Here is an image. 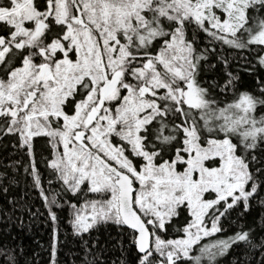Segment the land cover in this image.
Segmentation results:
<instances>
[{
  "label": "trees",
  "instance_id": "1",
  "mask_svg": "<svg viewBox=\"0 0 264 264\" xmlns=\"http://www.w3.org/2000/svg\"><path fill=\"white\" fill-rule=\"evenodd\" d=\"M15 1L0 0V11L15 10ZM49 1L53 0H32L33 9L42 10ZM94 1L97 11L103 8ZM108 1L105 0L108 8H119L126 2L113 0L110 5ZM74 2L67 3L71 14ZM136 12L138 21L135 15L131 20L128 16L123 20L129 25L126 32L115 30L118 21L114 11H109L108 25L99 18L100 27L111 28L117 34L118 41L112 52V44H104L103 49L113 57L116 53H124L121 70L125 82L132 88L142 84L143 79L140 81L135 73L136 69H142L162 77L172 89L174 85L183 88L170 68L183 71V66L172 57L177 55V49L181 53L187 49L183 61L189 80L196 88L193 106L177 101L163 89L154 90L152 100L157 112L154 111L150 120L136 132L137 143L152 163L154 176H161L162 166L176 173L182 171L188 160L185 130L190 129L198 144H204L208 138L229 139L234 155L246 170L244 192L252 194L222 201H216L214 194H206L207 201L217 202L202 218V226L213 229L212 233L197 238L187 248L185 256L169 260L170 244L181 240L185 229L192 224L187 206L183 203L175 206L163 224L156 222L154 232L149 227L151 247L139 254L135 234L123 227L116 210L110 213L103 208L109 198L115 202V186L96 192L92 191L88 180L76 183L72 180L74 174L67 176L61 141L55 133L60 132L61 119L52 116L39 119L33 124V132L41 128L46 134H34L30 140L24 137V124L0 119V264H264L263 48L247 43L249 33L264 21V0H254L246 12L244 27L233 36L220 33L207 24L193 22L190 14L184 19L182 10L173 0H151ZM11 28L13 30L5 20L0 21L1 36ZM65 31L63 24L50 26L37 37V47L46 48L45 44L55 36L60 39ZM101 34L99 30L94 34L98 41ZM173 38L175 43L170 46ZM22 56V51L15 49L5 61H0V77L1 73L6 76L9 70L17 68ZM43 58L38 52L39 64L44 62ZM159 58H162L160 63ZM168 63H173L170 68ZM90 90V82L83 80L58 105V110L65 116H73L76 105L85 101ZM120 98L121 94L110 106L117 104ZM242 101L251 108L248 110L254 123L251 129L257 132L253 139L242 143L236 133L207 132L204 124L207 117L242 109L237 106ZM248 108L242 109L243 112H248ZM130 118L127 116L128 124ZM220 125L216 123L217 128ZM247 128L243 127L244 132ZM248 143L251 149L247 148ZM110 144L120 146L123 159L133 170L139 172L146 166L145 157L130 154L134 143L129 138L113 136ZM98 156L109 167L128 175L121 167ZM89 157L97 160L92 153ZM206 165L217 167L218 160ZM102 167L110 177H115L110 168ZM111 191L113 196L108 194ZM134 209L147 224L145 215L135 205ZM100 210H103V217L98 216L88 229L78 231L79 219Z\"/></svg>",
  "mask_w": 264,
  "mask_h": 264
},
{
  "label": "rangeland",
  "instance_id": "2",
  "mask_svg": "<svg viewBox=\"0 0 264 264\" xmlns=\"http://www.w3.org/2000/svg\"><path fill=\"white\" fill-rule=\"evenodd\" d=\"M68 1H49L57 23L63 24L66 28L62 37L66 43L58 46L50 45L39 52L47 59H50L54 50L59 53L57 60L49 63L48 75L42 79L38 78L36 70L33 69L34 65L30 63L24 68L22 66L12 71L4 83L0 82V111L17 107L15 109L20 112L19 116L10 122L25 125L23 133L27 140L33 138L34 134H46V131L41 128L33 132V124L39 119L50 116L61 119L60 132L55 133L61 141L62 158L64 167L67 169V176L74 174L75 177L72 180L76 183L88 180L92 191L102 192L103 188L108 190L109 186H115L116 176L110 177L98 158L93 161L90 159V153L95 157H99V154L116 167H121L127 172L134 186L133 205L145 215L148 222L144 223L151 227L153 232L156 222L158 225L163 224L164 219L175 206L185 204L192 216V224L185 229V235L181 240L170 244L171 250L167 257L170 260L185 256L187 248L197 238L212 233L213 229L207 230L205 226H202V218L209 208L217 203L216 201L235 200L252 194V192H244L247 180L245 167L234 155L228 138L222 140L208 138L204 144H198L196 140L194 141V134L188 129L185 130L188 160L182 171L176 173L162 166L159 169L161 176H154L155 170L152 163L137 143L136 132L150 120L154 111L157 112L152 100L155 89L165 90L166 94L187 106L195 104L196 88L189 80L187 65L183 61V55L185 53V56L187 55V49H183L182 53L177 49V55L172 57L179 66H183V71L174 67L170 68L173 63H168L174 78L178 76L181 84H185L184 90L175 85L172 89L162 77L142 69L135 70L140 81L143 79V83L137 84L134 89L125 82V74L121 70L124 53H116L114 57L111 53L105 54L104 44H112V52L118 40L114 30L105 26L100 27L99 18L102 23L108 25L109 11H114L118 21V25L114 27L115 30L126 32L129 25L127 21L123 22L125 17L128 16L131 20L135 15L137 18L136 11L151 0H126L125 4L119 8H108L105 0H97L103 5L102 9H98L99 12L94 8V0H75L71 6L72 14ZM253 2L254 0H173V3L182 10V16L190 14L193 22L207 24L214 30L229 36L237 34L244 27L246 12ZM13 3L15 10L0 11V20H5L12 25L14 38L25 39L24 42L29 43V40L37 38L34 29L38 21V12L33 9L32 0H16ZM108 3L113 4V0ZM97 30L102 33L99 36L102 40L99 38L98 41L95 37ZM15 42L18 43V39L12 41V43ZM174 43L173 38L170 46ZM247 43L263 48L261 64L264 66V21L256 25L249 33ZM2 51L3 48L0 46V55ZM33 53L37 60V48ZM160 60L162 58L158 59L159 63ZM83 80L90 82L91 90L86 95L85 101L76 105L73 116H65L58 110V105ZM105 80L108 82L106 83ZM120 94L118 103L111 107V103H114L115 98ZM29 95H32V100L26 105ZM237 106L243 107V110L249 107L243 101ZM33 109L37 111L32 112ZM242 109L217 112L213 117H207L204 123L207 132L214 134L220 130L231 135L236 133L242 143L253 139L257 132L251 129V125L254 124L248 111L251 108L247 109L248 112H243ZM92 111L95 116L91 118ZM127 116L131 117L129 124ZM85 118L89 121H85ZM216 123L221 125L217 128ZM244 126L248 127L246 129L248 132H244ZM78 134L84 136L79 142L76 140ZM113 136L127 137L134 143L130 148V154L146 158V166L141 171H135L127 164L123 159L120 146L110 144ZM247 148H252L249 147V143ZM95 151L98 152L95 153ZM216 159L217 167L210 168L206 165L209 161ZM117 193L115 202L113 198H109L103 204V208L106 207L110 213L117 211ZM209 193L214 194L215 202L205 199L204 196ZM108 194L114 195L112 191ZM102 212L103 210L92 212L79 219L78 231L88 229L98 216L103 217Z\"/></svg>",
  "mask_w": 264,
  "mask_h": 264
},
{
  "label": "flooded vegetation",
  "instance_id": "3",
  "mask_svg": "<svg viewBox=\"0 0 264 264\" xmlns=\"http://www.w3.org/2000/svg\"><path fill=\"white\" fill-rule=\"evenodd\" d=\"M51 7H52L51 3L47 2L46 6L42 10L36 9V11L38 12L37 13L38 14V21L35 24L36 28L34 29V31H35V34L37 35V37L40 36L41 34H43L44 31H46L50 26L51 27H57L58 26V23L56 21V16L53 13V11L51 10ZM183 18L188 19V16L183 15ZM13 35L14 34H13L12 28H11V30L4 32V35H2V36L0 35V46H2V48H3V51L0 55V61H2V60L5 61L9 57V54H11V52H13V51L15 52V49H18L19 52L22 51L23 56H22L20 63H19L17 68H15L13 70L12 69L9 70V72H7L6 76H4V73H1L0 82L4 83L12 71H14L18 68L20 69L22 66L24 68V66L28 63L34 65L33 69H34V71L36 70V72L38 74V78L42 79L46 75H48L49 67H50L48 61L49 62L56 61L58 58V54H59L58 51L54 50L52 52V56L50 57V59L43 58L44 62H42V64H39L38 61L36 60V58L34 57L35 54L33 53V51L36 50V48H37L38 52L41 51V48L37 47V45L39 43L38 39L37 38L34 40L31 39V40H29V43H25L24 42L25 39L14 38ZM15 39L16 40L18 39L19 42L18 43H16V42L12 43V41H15ZM65 43H66L65 39L63 40L62 37L59 39L58 37L55 36L54 38H52L49 41L48 44H45V47L50 46V45H57L58 46L59 44L61 45V44H65ZM44 66H47L48 69L43 70ZM103 77H105V76H103ZM106 81L108 82V80H105V82ZM182 87H183L182 89L184 90L185 84H183ZM30 97H31V95H29V98ZM29 98H28V100H29ZM28 100H27V102H28ZM15 108H17V107L14 106V108H12V110H11V108H6L3 111H0V119H5L8 122L16 120L18 118L20 112L18 111V109H15ZM5 111H6V113H5ZM94 116H95V114L92 111V114H90V117L92 118ZM82 137H84V136L81 134H78L76 136V140L79 142V140ZM97 158L101 159L100 157H97Z\"/></svg>",
  "mask_w": 264,
  "mask_h": 264
},
{
  "label": "water",
  "instance_id": "4",
  "mask_svg": "<svg viewBox=\"0 0 264 264\" xmlns=\"http://www.w3.org/2000/svg\"><path fill=\"white\" fill-rule=\"evenodd\" d=\"M48 69L47 66L43 67V70ZM103 70V67H102ZM32 100V95L29 98L26 105ZM94 113V111H93ZM95 114V113H94ZM83 135V134H81ZM97 158V157H96ZM101 164L110 168L112 174L116 176L115 187L117 188V213L122 225L127 230L135 234V245L139 254L146 253L151 247V232L149 226L144 223L139 214L134 209V186L131 182V178L121 172H117L115 168L108 166L106 162L98 159Z\"/></svg>",
  "mask_w": 264,
  "mask_h": 264
}]
</instances>
